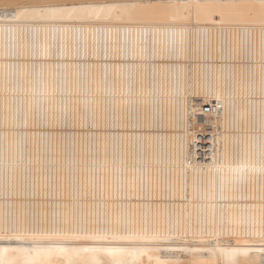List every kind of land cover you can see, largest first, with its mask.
<instances>
[{"label":"bare ground","instance_id":"1","mask_svg":"<svg viewBox=\"0 0 264 264\" xmlns=\"http://www.w3.org/2000/svg\"><path fill=\"white\" fill-rule=\"evenodd\" d=\"M262 151L264 0H0V233L98 221L155 237L130 264H264Z\"/></svg>","mask_w":264,"mask_h":264},{"label":"snow or ice","instance_id":"2","mask_svg":"<svg viewBox=\"0 0 264 264\" xmlns=\"http://www.w3.org/2000/svg\"><path fill=\"white\" fill-rule=\"evenodd\" d=\"M125 7L127 5L81 4L38 8L34 5L19 4L13 6L14 14L11 19L18 23L38 18L100 20L110 18L114 10ZM116 151L117 146L114 145V157ZM225 156L227 158V153ZM225 167L241 180L251 168L248 159L237 158L235 154L231 161H227L223 167L218 166L216 170L220 172ZM259 171L264 173V167ZM98 224V221L92 222V226L88 222L70 221L59 227L4 229L0 233V241H31V244L28 247H0V264H130L129 257L139 256L147 251L146 248L137 247L134 242L155 238L150 237L146 230H135L120 225L95 226ZM260 235L264 236V231ZM220 251L231 257L240 249Z\"/></svg>","mask_w":264,"mask_h":264},{"label":"rangeland","instance_id":"3","mask_svg":"<svg viewBox=\"0 0 264 264\" xmlns=\"http://www.w3.org/2000/svg\"><path fill=\"white\" fill-rule=\"evenodd\" d=\"M25 220H27V218H26ZM25 220H24V221H25ZM27 221L29 222V218H28V220H27ZM27 221H26L25 223H27Z\"/></svg>","mask_w":264,"mask_h":264}]
</instances>
